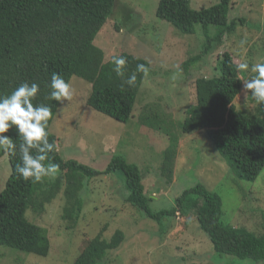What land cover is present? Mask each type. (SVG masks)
Masks as SVG:
<instances>
[{
	"label": "rangeland",
	"instance_id": "rangeland-1",
	"mask_svg": "<svg viewBox=\"0 0 264 264\" xmlns=\"http://www.w3.org/2000/svg\"><path fill=\"white\" fill-rule=\"evenodd\" d=\"M217 1L190 0V6L199 9ZM157 4L158 0H115L94 40L105 60L126 52L148 62L149 73L140 86L132 116L120 122L88 106L91 84L73 75L69 80L73 97L59 104L50 125L58 153L64 160L73 159L101 171L118 155L137 165L154 213L175 206L184 190L201 183L221 197L223 223L261 234L264 168L254 181L238 178L205 129L183 133L180 124L186 110L196 103L195 81L218 74L216 64L224 51L236 65L245 61L250 65L248 71H239L242 86L234 106L259 114L262 107L251 97V90H245L244 82L254 75L251 66L264 62V0H232L228 21H243L223 32L208 54L187 68L183 63L199 54L205 44L202 25L195 24L192 34L182 33L156 16ZM219 29L209 25L208 35L214 37ZM170 146L174 168L167 183L159 167ZM9 174L7 153L0 149V191ZM84 182L81 211L73 224L61 218L63 186L42 212L33 207L26 210L28 221L47 230L50 248L46 256L0 245V264H72L96 234L102 232L103 239L109 240L116 230L123 232L122 242L107 250L96 264H264L216 253L199 228L190 202L179 209V218L165 215L155 220L123 200L120 171Z\"/></svg>",
	"mask_w": 264,
	"mask_h": 264
},
{
	"label": "trees",
	"instance_id": "trees-1",
	"mask_svg": "<svg viewBox=\"0 0 264 264\" xmlns=\"http://www.w3.org/2000/svg\"><path fill=\"white\" fill-rule=\"evenodd\" d=\"M114 3L115 0H0V96L9 95L22 82L39 84L40 91L33 104L51 108L53 115L47 131L49 142L55 145L57 139L50 131V125L60 103L48 98L54 72L67 82L73 75L89 82L91 91L87 105L95 110L120 122H127L132 116L145 77L136 71V67L145 64L149 68L148 62L126 52L117 54L127 61L122 78L113 71L112 57L105 60L103 50L94 43L112 13ZM231 3L232 0H218L208 7L193 9L190 0H158L156 16L178 31L192 34L195 24L202 25L205 44L199 54L183 63L185 68L208 54L212 42H219L223 32L234 29L238 21H243H228ZM209 25L220 28L214 37L208 35ZM216 65L218 74L215 77L195 81L196 103L186 110L180 128L183 133L205 129L234 174L240 179L254 181L264 168V106L259 114L237 109L233 102L242 86L237 65L227 51L220 55ZM133 73L137 79L134 86H129L125 81ZM5 135L17 145V154L12 156L6 152L10 174L0 191V245L46 256L50 248L47 230L28 221L26 210L33 207L42 212L44 204L50 203L63 186L65 204L61 218L73 224L81 211L80 192L84 181L120 171L128 192L125 201L142 210L147 217L159 220L165 215L172 216L190 202L199 228L216 253L264 263V229L261 234H256L245 227L223 223L221 197L201 183L184 190L175 199V206L154 213L148 206L149 197L144 192L137 165L118 155L112 157L102 171L95 170L76 160L62 159L57 145L45 161L60 165L55 179L23 181L15 170L20 162L21 139L14 128ZM173 154L172 147H168L159 167L167 183L173 173ZM123 236L121 230H116L109 240H105L99 232L72 264H96L107 250L120 245Z\"/></svg>",
	"mask_w": 264,
	"mask_h": 264
},
{
	"label": "clouds",
	"instance_id": "clouds-1",
	"mask_svg": "<svg viewBox=\"0 0 264 264\" xmlns=\"http://www.w3.org/2000/svg\"><path fill=\"white\" fill-rule=\"evenodd\" d=\"M111 63L117 76L124 77L126 59L113 55ZM247 61L239 63V71H248ZM136 71L147 76L149 68L145 64H137ZM254 75L244 82L245 90H251L250 95L259 106H264V62L251 66ZM137 76L130 75L125 83L134 86ZM51 91L48 98L58 103L70 101L73 97L72 85L59 73L54 72L49 84ZM40 86L36 82H22L9 95L0 96V149L9 155L17 154V145L12 138L5 135L10 129H15L21 139L19 144L20 162L16 165L18 178L23 181L41 182L45 177L55 179L60 171V165L49 161V153L56 150V145L49 142L48 122L52 118V110L45 104H33ZM35 150V154H33Z\"/></svg>",
	"mask_w": 264,
	"mask_h": 264
},
{
	"label": "crops",
	"instance_id": "crops-1",
	"mask_svg": "<svg viewBox=\"0 0 264 264\" xmlns=\"http://www.w3.org/2000/svg\"><path fill=\"white\" fill-rule=\"evenodd\" d=\"M96 39H97V36H96ZM57 150H58V148H57ZM121 194H122L123 200H125L127 195H128V192L126 191V189L123 188V190L121 191ZM111 195H112V193H111ZM111 195H109L110 198H112Z\"/></svg>",
	"mask_w": 264,
	"mask_h": 264
},
{
	"label": "built area",
	"instance_id": "built-area-1",
	"mask_svg": "<svg viewBox=\"0 0 264 264\" xmlns=\"http://www.w3.org/2000/svg\"><path fill=\"white\" fill-rule=\"evenodd\" d=\"M174 215L176 218H179V211H176Z\"/></svg>",
	"mask_w": 264,
	"mask_h": 264
}]
</instances>
